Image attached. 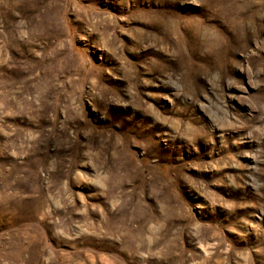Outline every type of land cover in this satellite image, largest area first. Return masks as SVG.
Masks as SVG:
<instances>
[{
  "label": "rangeland",
  "instance_id": "rangeland-1",
  "mask_svg": "<svg viewBox=\"0 0 264 264\" xmlns=\"http://www.w3.org/2000/svg\"><path fill=\"white\" fill-rule=\"evenodd\" d=\"M0 264H264V0H0Z\"/></svg>",
  "mask_w": 264,
  "mask_h": 264
}]
</instances>
